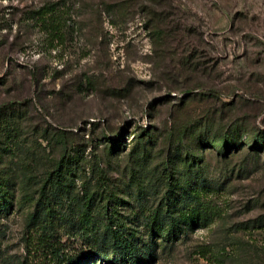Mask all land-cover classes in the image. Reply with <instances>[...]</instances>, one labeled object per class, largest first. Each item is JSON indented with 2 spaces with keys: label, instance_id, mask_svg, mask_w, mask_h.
Segmentation results:
<instances>
[{
  "label": "rangeland",
  "instance_id": "1",
  "mask_svg": "<svg viewBox=\"0 0 264 264\" xmlns=\"http://www.w3.org/2000/svg\"><path fill=\"white\" fill-rule=\"evenodd\" d=\"M59 2L64 25L40 11ZM163 2L181 31L169 38L150 0H0V191L16 200L4 264L52 263L31 250L21 206L62 160L78 191L101 179L128 215L140 182L199 155L220 216L151 264H264V0ZM220 140L225 157L210 149Z\"/></svg>",
  "mask_w": 264,
  "mask_h": 264
},
{
  "label": "trees",
  "instance_id": "2",
  "mask_svg": "<svg viewBox=\"0 0 264 264\" xmlns=\"http://www.w3.org/2000/svg\"><path fill=\"white\" fill-rule=\"evenodd\" d=\"M150 1L153 6L144 12L154 14L150 21L154 35L169 38L180 33V27L175 26L169 17L170 9L164 5L167 3ZM60 3L63 2L56 3V8L55 4L46 5L40 11L56 14L58 24L62 21L64 25L65 19L61 16L65 13ZM158 9L162 10L160 15ZM65 37L61 34L56 40L64 41ZM217 144L222 145L220 150ZM229 148L230 144L224 140L213 141L210 145V149L223 157ZM173 164L172 170L165 168L160 176H155L152 185L140 182L136 186L134 203L138 207L133 209L131 206L130 214L123 215L118 209L120 197L113 196L108 183L99 179L95 188L92 184H84L80 192L72 162L62 160L47 175L39 189V197L27 198L26 206H21L28 208L26 218L30 239L27 241L31 250L41 252L51 264H90L98 260L108 264H151L150 256L157 249L175 248L190 233L208 227L220 216L217 188L207 180L202 156L181 159ZM6 189L7 186H0L1 191ZM1 191L0 220L10 217L16 201L14 195ZM153 192L161 198L147 208ZM139 218L145 222L141 225L145 229L144 238L138 237V231L132 227ZM65 238L69 239L68 242L64 241ZM78 242H82L81 246ZM153 260L157 261V258ZM4 262L7 263L8 258L6 261L0 258V264Z\"/></svg>",
  "mask_w": 264,
  "mask_h": 264
}]
</instances>
